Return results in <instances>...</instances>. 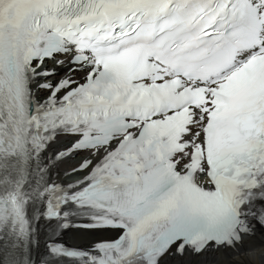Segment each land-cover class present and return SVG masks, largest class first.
<instances>
[{
	"label": "snow or ice",
	"instance_id": "obj_1",
	"mask_svg": "<svg viewBox=\"0 0 264 264\" xmlns=\"http://www.w3.org/2000/svg\"><path fill=\"white\" fill-rule=\"evenodd\" d=\"M0 264H264V0H0Z\"/></svg>",
	"mask_w": 264,
	"mask_h": 264
},
{
	"label": "bare ground",
	"instance_id": "obj_2",
	"mask_svg": "<svg viewBox=\"0 0 264 264\" xmlns=\"http://www.w3.org/2000/svg\"><path fill=\"white\" fill-rule=\"evenodd\" d=\"M79 235V234H78ZM91 237H88V236H84V235H79V238L76 239V240H71V241H74V242H79V243H85L87 242Z\"/></svg>",
	"mask_w": 264,
	"mask_h": 264
}]
</instances>
